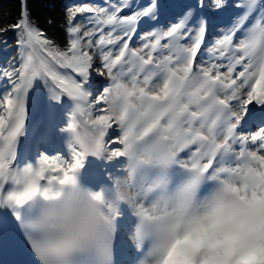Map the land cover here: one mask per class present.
Segmentation results:
<instances>
[{
  "label": "snow or ice",
  "instance_id": "snow-or-ice-1",
  "mask_svg": "<svg viewBox=\"0 0 264 264\" xmlns=\"http://www.w3.org/2000/svg\"><path fill=\"white\" fill-rule=\"evenodd\" d=\"M206 10L220 21L211 43ZM65 24L61 46L22 0L0 27L16 47L0 64V250L118 264L130 222L138 264H161L198 181L264 202V0H102L70 6Z\"/></svg>",
  "mask_w": 264,
  "mask_h": 264
},
{
  "label": "clouds",
  "instance_id": "clouds-1",
  "mask_svg": "<svg viewBox=\"0 0 264 264\" xmlns=\"http://www.w3.org/2000/svg\"><path fill=\"white\" fill-rule=\"evenodd\" d=\"M203 183L192 189L198 210L170 224L161 264H264V202L249 206L222 183L201 195Z\"/></svg>",
  "mask_w": 264,
  "mask_h": 264
},
{
  "label": "trees",
  "instance_id": "trees-1",
  "mask_svg": "<svg viewBox=\"0 0 264 264\" xmlns=\"http://www.w3.org/2000/svg\"><path fill=\"white\" fill-rule=\"evenodd\" d=\"M88 0H27L28 9L33 23L45 30L48 38L55 39L61 46L66 43L65 14L66 9L73 5H83ZM22 0H0V27L15 24L20 16ZM209 5L212 0H207ZM83 15V14H82ZM209 15L213 23L217 19V14L209 10ZM81 15H78L76 20ZM54 22L49 24L48 21ZM3 39L8 41V46L0 45V64L7 60H12L16 56L15 33L9 31Z\"/></svg>",
  "mask_w": 264,
  "mask_h": 264
},
{
  "label": "bare ground",
  "instance_id": "bare-ground-1",
  "mask_svg": "<svg viewBox=\"0 0 264 264\" xmlns=\"http://www.w3.org/2000/svg\"><path fill=\"white\" fill-rule=\"evenodd\" d=\"M41 112L42 111H38L34 114V116L32 117V124H36L42 119L40 118ZM59 136V134H56L54 139L56 141H59ZM34 141L35 137L30 133L28 139L22 143L21 150L30 149V147L31 149H33ZM30 143L32 144V146H30ZM129 228L131 229L132 227L126 226L125 224V226L121 228L116 239L115 250H117L119 255L122 257V260L118 264H138L139 259L142 258L141 252H138L137 249H134L135 247L129 239Z\"/></svg>",
  "mask_w": 264,
  "mask_h": 264
},
{
  "label": "rangeland",
  "instance_id": "rangeland-1",
  "mask_svg": "<svg viewBox=\"0 0 264 264\" xmlns=\"http://www.w3.org/2000/svg\"><path fill=\"white\" fill-rule=\"evenodd\" d=\"M99 2H101V0H88V1L85 2V4H89V3H99ZM139 2H142V0H139ZM128 11H129V10H126V11H125L124 13H122V14H127ZM88 15H89L88 13H84L83 15H81V16L79 17V19L83 20L84 17H85V16H88ZM81 20H78L77 22H79V21H81ZM218 23H220L219 20L216 21L215 24H213V30H215L213 35H212V33H211V38H212L213 40L216 38V31H217V29H216V27H214V25L216 26ZM147 30H148V26H146L145 24H141L140 31H147ZM138 43H139L138 40L135 41L134 46H135V44H138ZM208 43H211V41H209ZM95 66H96V67H99V66H100V65H99V61L96 62V65H95ZM95 79H96V82H97V85H98V86H103V85L106 83V79H105V78L96 77ZM58 114H59V110H58ZM33 116H34V115H33ZM40 118H42V119L45 118V114H44L43 111L41 112V116H40ZM60 138H61V137L59 136V139H60ZM30 146H32L31 143H30ZM30 148H31V147H30ZM125 224H126V226L132 227V224H131L130 222H128V223L126 222ZM131 229H132V228H131ZM131 229L129 228V231H130V232H131ZM126 230H128V229H126ZM134 249H136V248H134Z\"/></svg>",
  "mask_w": 264,
  "mask_h": 264
}]
</instances>
